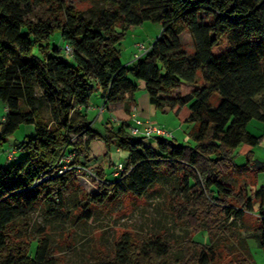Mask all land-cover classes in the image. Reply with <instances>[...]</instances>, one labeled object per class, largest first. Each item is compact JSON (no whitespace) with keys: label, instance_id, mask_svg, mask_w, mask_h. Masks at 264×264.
I'll return each mask as SVG.
<instances>
[{"label":"trees","instance_id":"1","mask_svg":"<svg viewBox=\"0 0 264 264\" xmlns=\"http://www.w3.org/2000/svg\"><path fill=\"white\" fill-rule=\"evenodd\" d=\"M82 1L88 9L65 0H0V142L21 125L34 127L13 149L24 156L0 165V264H70L52 226L76 227L125 198L156 195L180 233L124 229L78 264H256L250 241L264 251V187L252 186L264 167L254 150L264 135L246 127L264 123V0ZM39 6L45 19L32 18ZM146 21L159 24L160 34L123 65V39ZM185 32L190 54L180 41ZM55 34L62 45H51ZM135 81L156 110L195 124L192 144L133 136L128 120L93 127L91 95L100 94L103 108L121 104L129 116ZM213 94L221 99L216 106ZM95 140L105 147L104 164L95 171L99 193L87 194L78 177L90 170ZM112 150L127 157L109 180ZM35 212L43 223L32 221ZM200 234L208 242L195 239Z\"/></svg>","mask_w":264,"mask_h":264},{"label":"rangeland","instance_id":"2","mask_svg":"<svg viewBox=\"0 0 264 264\" xmlns=\"http://www.w3.org/2000/svg\"><path fill=\"white\" fill-rule=\"evenodd\" d=\"M68 4L76 6L78 9L85 10L89 8V3L82 0H65ZM87 16V14H85ZM48 16V10L44 6H39L34 9L33 19H45ZM160 34V25L150 21H146L143 24L131 29L127 36L123 39L120 50V61L123 65L129 64L138 52L137 45L143 44L148 46L151 44ZM180 41L183 44L185 50L190 54L192 53V44L187 32L180 36ZM51 45H62L60 36L55 34L52 36ZM63 59L70 64L74 61L69 55H63ZM139 85V89L135 94L137 103H139V111L143 117H148L144 121H149L152 124L164 126L167 130L173 132L175 141L177 144H192V141L188 137V133L195 127L194 123H181L173 111L162 112L156 110L152 105V110L149 109L148 96L144 90V83L141 81H135ZM220 97L218 94H213L211 97V104L216 106L220 103ZM95 104V110H88L89 118L92 119V125L95 129L104 131V122L110 121L115 127L121 122L128 120L133 122V115L138 116V111L133 110L131 115L126 116L123 112L122 105H106L99 111V108L103 105V101L98 92H94L90 97V104ZM6 113L4 105L0 101V123ZM100 119L99 121H97ZM247 131L255 136L264 135V123L257 120H251L246 127ZM34 127L21 125L12 135L7 137L4 141L0 142V165L7 162L8 152L15 149L20 143L23 142L25 137L33 136ZM105 153V147L103 142L95 140L89 147L88 158L90 160V170L86 172V175L78 177V184L82 191L87 194H98L99 191L94 183L95 171L99 165L104 164L103 155ZM255 160L264 167V140L255 148ZM24 156L22 151L16 150L14 158L16 161ZM127 153L124 151L112 150L111 160L116 165L121 163L125 164ZM9 162V161H8ZM11 162V161H10ZM235 163L237 165H243L245 159L243 157H236ZM105 166V165H104ZM113 167L107 168L106 175L110 180L113 175ZM240 182L246 184H252L253 178L238 179ZM253 185V184H252ZM255 190H259L264 187V170H261L257 174L256 182L254 186ZM161 198L156 196L149 197L147 201L137 200L133 197H128L123 202L116 206H108L101 210L94 212V218L92 221L85 224L78 225L76 227L70 226L68 223H61L51 227V234L54 242H58L62 246L61 250L65 259L70 264H78L86 260L90 251H94L99 245L109 247L116 234L121 233L124 229H130L137 232H146L158 230L159 228H168L173 231V234L180 233L179 230L172 226V221L166 206L160 202ZM254 217V216H253ZM255 218V217H254ZM252 219V218H251ZM254 220V219H252ZM32 221L38 223L42 222V217L39 212H35L32 216ZM67 239V242H64ZM198 241L208 242L205 234H200L195 237ZM58 240V241H57ZM68 244L69 247H66ZM250 248L253 253V257L256 264H264V251L259 249L254 241H250ZM34 249L32 250L33 253Z\"/></svg>","mask_w":264,"mask_h":264},{"label":"built area","instance_id":"3","mask_svg":"<svg viewBox=\"0 0 264 264\" xmlns=\"http://www.w3.org/2000/svg\"><path fill=\"white\" fill-rule=\"evenodd\" d=\"M138 52L134 56L133 60L138 59L140 56H142L144 53L147 52V47L143 44L137 45ZM64 52L67 54H71L72 50L69 46H64ZM103 107L99 109V111H102ZM133 125L129 128L130 133L133 136H140L146 140L148 139H154V138H167V139H173L174 136L171 131L167 130L164 126L152 124L149 121H143L138 116L133 115ZM15 155V151L11 150L8 152L7 160L11 161L13 160ZM124 166L119 163L116 164V166L113 169V176L119 177L120 174L123 172Z\"/></svg>","mask_w":264,"mask_h":264},{"label":"crops","instance_id":"4","mask_svg":"<svg viewBox=\"0 0 264 264\" xmlns=\"http://www.w3.org/2000/svg\"><path fill=\"white\" fill-rule=\"evenodd\" d=\"M136 103H137V99H136ZM95 108H96V105L93 103L92 105L91 104H89V107H88V110H95ZM152 105L149 103V109H150V111L152 110ZM135 110H137L138 111V118H140V119H142V120H149V119H147L148 117H143V115H141V112L139 111V103H137L136 104V109ZM88 115H89V113H88ZM4 118V117H3ZM3 118H2V120H3ZM100 119H98L97 121H99ZM101 121V120H100ZM172 132V131H171ZM172 134H173V132H172ZM175 138V137H174ZM7 162H5V163H3L2 165H5Z\"/></svg>","mask_w":264,"mask_h":264}]
</instances>
